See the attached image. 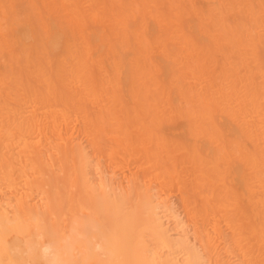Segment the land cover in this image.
<instances>
[{
  "label": "bare ground",
  "instance_id": "bare-ground-1",
  "mask_svg": "<svg viewBox=\"0 0 264 264\" xmlns=\"http://www.w3.org/2000/svg\"><path fill=\"white\" fill-rule=\"evenodd\" d=\"M207 1L208 8L198 10L192 0H170L177 9L172 15L159 16L162 29L155 36L152 21L140 16L144 11L123 5L121 19L110 22L122 41L117 47L109 46L105 54L98 53L89 35L80 39L83 47L77 53L69 45L60 54H54L46 43L21 45L26 71L30 69L27 72L35 75L45 91L21 83L16 101L24 106L23 111L11 107L10 98L0 104V189L15 195L11 215L0 199V264H94L100 259L108 264H178L182 251L164 227L149 191L136 181L120 194L101 180L94 183L87 155L71 145L69 132L74 122L80 119L90 136L93 117L104 125H117L126 104H131L126 99L138 106L150 101L177 104L176 117L195 121L200 127L203 122L205 131L209 123L212 134L222 137L227 127L217 119L233 120L236 129L262 143L261 150L245 148L233 138L234 131H229L231 144L242 153L238 159L251 173L246 190L251 208L246 226L248 247L240 254L246 264H264V1ZM135 2L144 5L141 0ZM104 8L97 9L94 19ZM218 58L223 61L221 66ZM101 59L111 62V80L100 76ZM45 63L58 66L49 73ZM57 85L74 86L78 102L99 104L106 96L109 106L101 103L103 107L90 117L79 104L73 107L74 99L63 98ZM51 171L64 176V188L53 186L58 181L61 184V177H53L55 174L51 177L58 179L50 183ZM154 178L163 180L158 175ZM33 192L42 195L41 211L27 203ZM80 214L98 218L97 231L90 228L95 233L88 235V230L83 233L76 227L77 221L72 219ZM227 224L234 234V224ZM207 228L202 224L197 230L209 256L211 234ZM58 233L59 239L55 238ZM85 236L92 241L90 246L83 243ZM62 241H69L67 248L59 245ZM184 264L206 261L199 253L187 251Z\"/></svg>",
  "mask_w": 264,
  "mask_h": 264
},
{
  "label": "rangeland",
  "instance_id": "rangeland-1",
  "mask_svg": "<svg viewBox=\"0 0 264 264\" xmlns=\"http://www.w3.org/2000/svg\"><path fill=\"white\" fill-rule=\"evenodd\" d=\"M203 1L192 0V3L194 2L193 5H196L198 10L200 8V10H205L209 3L207 0ZM141 2L144 5L139 7V2L136 4L135 0H0V104L10 98L8 100L12 102L11 107L23 111L24 106H20V103L16 101L17 90L21 83L39 90L42 87L41 91H45V87L39 84L35 75L31 71L27 72L30 69L26 71L24 67L22 44L32 46L34 43L39 46L40 43H46L54 54L62 53L69 45L77 53L82 51L83 47L80 39L87 38L89 35L88 38H93L97 44L95 47L98 53L105 54L109 51V46L117 47L122 41L113 31L114 24L122 15L123 5L133 7V11L135 7L144 11L140 16L146 21L149 20L147 22L152 21L150 23H152L154 36L162 29L159 16L172 15L177 9L170 5V0H141ZM100 7H105V12L101 16L96 15L94 19L93 14L95 16V12ZM17 15L27 17L28 22L26 24L15 22ZM194 19L191 18L190 21L195 22ZM135 23L138 24L137 21ZM52 37L58 38L59 40H56L59 42L53 41ZM19 38L22 42H19ZM95 39H99L100 42H96ZM110 63V61L101 59L102 73L100 76L103 80H108L109 77L110 80L112 79L113 71ZM217 63L221 66L222 59L218 58ZM45 66L51 73V70L58 65L45 63ZM103 74L106 77H103ZM57 78L54 75L53 79L56 83ZM57 86L63 98L69 96L71 100L74 99L73 107L80 105L90 117L96 115L99 107H103L101 103L104 106L108 105L106 96L101 97L102 102L99 104L91 102L89 104V101L78 102L74 97V86L68 87L69 89ZM9 93H12V97ZM125 102L131 104H126L125 114L117 125H104L102 121H95L96 117H93L91 136L85 132L86 127L84 128L85 125L80 119L71 125L69 132L71 145L76 149H81L90 160L89 177L91 180L94 183L103 181L117 194L132 188L134 181L142 190L147 189L153 201L158 204V212L164 227L176 240L183 253L177 257L178 264H184L187 251H195L202 255L206 264H246L240 252L248 247L246 226L251 216L248 213L251 208L246 190L251 173L249 166L238 159L242 153L231 144L232 135L229 131H234L233 138L245 148L261 150L262 143L254 136L249 137L236 129L233 120L225 121L219 118L218 122L217 119V123H223L227 127L228 132L222 137L212 134L209 123L205 131L203 122L200 127L195 121L176 117L174 111L178 107L177 104L169 106L160 101H150L143 106H138L127 99ZM115 129H119V132L115 133ZM227 134L229 136H226ZM50 174L49 180L53 174H55L53 177H61H59L60 185L57 184L59 181L56 182L58 178L55 180L51 177L50 183L56 182V185H51L64 188V176L62 177L58 171L55 173L51 171ZM155 175L163 180L157 181L154 178ZM39 195L38 192H33L27 203L41 211L43 209L42 201H40L42 195ZM14 196L7 189H0V199L5 203V208L10 215L13 213ZM245 209H248L247 212ZM81 216H84L87 221ZM75 217L82 221L78 222ZM75 217L72 220L77 221L76 227H80L83 233L88 230L85 234L90 235L92 232L90 228L93 230L96 228L97 231L100 226L97 217L91 218L85 214ZM228 222L234 224V234L232 229L228 228ZM202 224L208 227L211 234L209 256L197 230V227ZM94 231L92 233L96 232ZM55 236L58 239L61 237L59 233ZM41 242L45 245L43 239ZM65 243L69 245V241H64V244L62 241L59 245L67 248L68 245Z\"/></svg>",
  "mask_w": 264,
  "mask_h": 264
},
{
  "label": "snow or ice",
  "instance_id": "snow-or-ice-1",
  "mask_svg": "<svg viewBox=\"0 0 264 264\" xmlns=\"http://www.w3.org/2000/svg\"><path fill=\"white\" fill-rule=\"evenodd\" d=\"M15 22L21 23V24H26L28 22V19L25 16L17 15L15 17ZM82 241L85 244V246H90L92 244V241L87 236L82 237ZM95 250L97 252L101 251L99 245H96V249ZM69 264H72V262H69ZM94 264H108V262L106 260H104V259H100V260L95 261Z\"/></svg>",
  "mask_w": 264,
  "mask_h": 264
}]
</instances>
